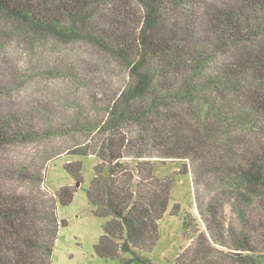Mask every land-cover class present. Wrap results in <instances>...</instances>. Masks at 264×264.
I'll list each match as a JSON object with an SVG mask.
<instances>
[{
  "label": "trees",
  "instance_id": "trees-1",
  "mask_svg": "<svg viewBox=\"0 0 264 264\" xmlns=\"http://www.w3.org/2000/svg\"><path fill=\"white\" fill-rule=\"evenodd\" d=\"M91 155L100 257L154 264L180 160L204 228L176 264H264V0H0V264H52L49 165Z\"/></svg>",
  "mask_w": 264,
  "mask_h": 264
},
{
  "label": "rangeland",
  "instance_id": "rangeland-1",
  "mask_svg": "<svg viewBox=\"0 0 264 264\" xmlns=\"http://www.w3.org/2000/svg\"><path fill=\"white\" fill-rule=\"evenodd\" d=\"M76 161L82 162L83 178L81 179L70 176L65 168L66 163ZM97 163L98 159L94 155L63 156L49 165L47 186L52 191H58L63 186L76 190L70 204L58 207L59 217L61 220H67V225L60 228L52 264H120L121 262V257L105 259L95 250L107 220L95 215L94 207L90 204L87 194ZM183 163L180 160L165 163L154 160L157 175H170L174 178L170 212L168 211L160 222V240L155 249L149 253L154 264H176L177 256L191 242L192 238L189 235L194 231L196 222L199 220L192 176L191 173L181 174ZM185 221L190 222L189 232L184 227ZM198 223L203 229L200 220Z\"/></svg>",
  "mask_w": 264,
  "mask_h": 264
}]
</instances>
